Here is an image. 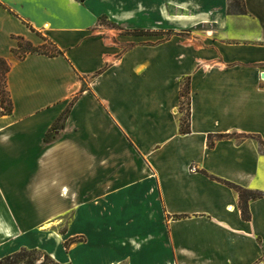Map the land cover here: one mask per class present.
Masks as SVG:
<instances>
[{"label":"crops","instance_id":"0c3cea01","mask_svg":"<svg viewBox=\"0 0 264 264\" xmlns=\"http://www.w3.org/2000/svg\"><path fill=\"white\" fill-rule=\"evenodd\" d=\"M0 57V260L264 264V152L208 147L264 142V0H0Z\"/></svg>","mask_w":264,"mask_h":264},{"label":"trees","instance_id":"16d2710c","mask_svg":"<svg viewBox=\"0 0 264 264\" xmlns=\"http://www.w3.org/2000/svg\"><path fill=\"white\" fill-rule=\"evenodd\" d=\"M80 2H85L86 0H79ZM237 2V1H236ZM237 5H239L237 3ZM50 43H46L45 45L41 47H34L30 43L25 42L24 40H19V47L18 49L14 50V54L18 56L19 58H24L27 54L30 53H39V54H50L55 55L56 52H49L47 50V45ZM10 72V65L7 62L6 59L0 57V117L2 116H8L13 113V102L10 96V92L8 89L7 79L8 74ZM187 102V110L186 114L182 115L180 120V132L182 134H188L190 132V125H189V119H190V102H189V85L187 81L182 83L181 87V103L182 106L184 103ZM181 110L183 111V107H181ZM224 138H235V139H244V138H253L258 142V145L260 149L262 150L264 148V142L260 139L259 136L256 135H210L208 137V147L214 148L217 141L222 140ZM52 140L50 139V134L48 133L45 138V143L49 144ZM203 174L210 177L212 180H216L218 182H221L222 184L228 186L229 188L233 189L239 197V207L242 213V218L244 221L250 220V211H249V202L252 200H257L262 198V194L258 192H254L248 189H244L240 186H237L233 183H230L228 181H224L221 179H218L216 177L208 175L206 172L202 171ZM84 239L82 238H73L64 243V246L68 248L70 245L74 243L83 242ZM38 254H42L39 250H28V249H22L21 251L7 256L0 260V264H20L21 262H24V264H35V256ZM33 257V259H32ZM44 260L43 262L39 264H58L51 256L48 254H43Z\"/></svg>","mask_w":264,"mask_h":264},{"label":"rangeland","instance_id":"374dc122","mask_svg":"<svg viewBox=\"0 0 264 264\" xmlns=\"http://www.w3.org/2000/svg\"><path fill=\"white\" fill-rule=\"evenodd\" d=\"M47 47H48L47 50L50 53L51 52H56L55 48L51 44L47 45ZM182 107H183L182 115H184V114H186V110H187V102H185ZM262 151L264 152V148L262 149ZM68 219H69V217H67L66 220H64V223L62 224V227H64L63 225L67 224ZM41 253L42 254H38V255L35 256V258H34L35 259V261H34L35 264H39V263L43 262V260H44L43 254H45V252L41 251ZM32 259H33V257H32ZM20 264H24V262H21ZM123 264H126V263H123Z\"/></svg>","mask_w":264,"mask_h":264}]
</instances>
